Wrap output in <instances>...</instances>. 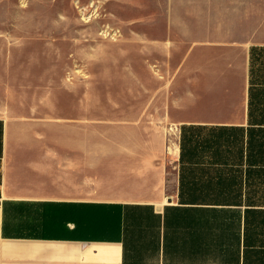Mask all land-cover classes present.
I'll return each mask as SVG.
<instances>
[{
	"label": "crops",
	"instance_id": "1",
	"mask_svg": "<svg viewBox=\"0 0 264 264\" xmlns=\"http://www.w3.org/2000/svg\"><path fill=\"white\" fill-rule=\"evenodd\" d=\"M192 4L170 152L0 105V264H264V0Z\"/></svg>",
	"mask_w": 264,
	"mask_h": 264
},
{
	"label": "rangeland",
	"instance_id": "2",
	"mask_svg": "<svg viewBox=\"0 0 264 264\" xmlns=\"http://www.w3.org/2000/svg\"><path fill=\"white\" fill-rule=\"evenodd\" d=\"M192 0H0V105L87 128L90 152L175 142L169 100L192 65ZM164 115V116H163Z\"/></svg>",
	"mask_w": 264,
	"mask_h": 264
}]
</instances>
